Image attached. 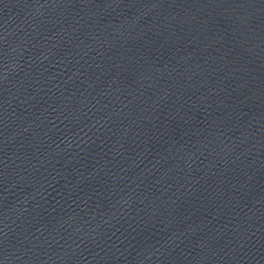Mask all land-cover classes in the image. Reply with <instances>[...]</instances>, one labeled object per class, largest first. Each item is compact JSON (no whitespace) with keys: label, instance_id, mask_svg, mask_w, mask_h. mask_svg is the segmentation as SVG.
<instances>
[{"label":"water","instance_id":"1","mask_svg":"<svg viewBox=\"0 0 264 264\" xmlns=\"http://www.w3.org/2000/svg\"><path fill=\"white\" fill-rule=\"evenodd\" d=\"M0 264H264V0H0Z\"/></svg>","mask_w":264,"mask_h":264}]
</instances>
